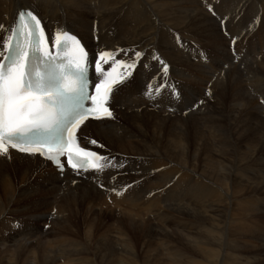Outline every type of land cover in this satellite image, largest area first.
I'll use <instances>...</instances> for the list:
<instances>
[{
    "label": "bare ground",
    "instance_id": "bare-ground-1",
    "mask_svg": "<svg viewBox=\"0 0 264 264\" xmlns=\"http://www.w3.org/2000/svg\"><path fill=\"white\" fill-rule=\"evenodd\" d=\"M256 2L0 0V52L19 11L30 10L51 44L58 31L70 32L91 62L105 50L128 53L118 59L144 53L110 95L113 117L87 120L79 130L83 147L93 150L84 144L95 139L93 151L111 161L102 172L66 170L60 178L37 155H0V264H110L114 250L121 255L115 264H134L129 256L136 255L149 264H264L251 255L264 254L262 233L240 241L235 228L240 240H229L227 251L222 222L232 221L210 207L238 204L253 219L264 216V124L251 115L264 116V5ZM258 7L262 25L249 37ZM244 26L243 42L227 41ZM226 63L234 70L225 71ZM103 212L120 219L103 225L95 240Z\"/></svg>",
    "mask_w": 264,
    "mask_h": 264
},
{
    "label": "snow or ice",
    "instance_id": "snow-or-ice-1",
    "mask_svg": "<svg viewBox=\"0 0 264 264\" xmlns=\"http://www.w3.org/2000/svg\"><path fill=\"white\" fill-rule=\"evenodd\" d=\"M209 11L213 9L209 7ZM7 31L11 34L0 52V155L11 148L39 154L61 172V158H66L67 166L77 173L102 172L111 161L82 147L77 131L89 117H113L109 97L133 75L144 53L131 51L128 59H118L117 55L128 53L124 49L99 52L95 69L104 78L95 84V94H90L87 52L77 37L58 31L54 53L41 19L30 10H21L15 27ZM152 58L167 75L168 65L161 57L154 54ZM175 95L178 98L179 93ZM91 144L97 141L93 139Z\"/></svg>",
    "mask_w": 264,
    "mask_h": 264
},
{
    "label": "rangeland",
    "instance_id": "rangeland-1",
    "mask_svg": "<svg viewBox=\"0 0 264 264\" xmlns=\"http://www.w3.org/2000/svg\"><path fill=\"white\" fill-rule=\"evenodd\" d=\"M248 2H251L252 0H247ZM264 0H258V2H256L255 3V7L257 8V6H258V4H260V5H264V2H263ZM259 9H256V13L258 14V15H256V18H255V25L254 24H252L251 26H250V30H251V28H252V30H251V32L249 33V37L250 36H252L254 33H256L258 30H259V28L261 27V25H262V19H261V15H262V13H260V12H262L261 11V9H260V7H258ZM258 10V11H257ZM261 14V15H260ZM259 22V23H258ZM258 26V27H257ZM255 27V28H254ZM244 29V30H243ZM255 29V30H254ZM256 29H258V30H256ZM243 31V32H242ZM246 33L248 34V31H246V26H244L243 28H242V30L241 31H239L236 35H235V38H232V37H229V36H226L225 38L227 39V41H229L230 43H235V41L237 40V41H240V42H243L244 41V36L246 35ZM242 34H243V36H242ZM241 35V36H240ZM240 36V37H239ZM220 37V36H219ZM234 41V42H233ZM225 43V42H224ZM227 43V42H226ZM225 43V44H226ZM225 44H223L222 43V45L224 46L223 47V51L225 52V49L226 48H229V43H227L226 44V48H225ZM231 47H233V45H231ZM233 49V48H232ZM237 49H238V47H237ZM237 49L235 48L233 51L236 53L237 52ZM222 51V52H223ZM261 58H262V56H261ZM261 58H258V60L259 59H261ZM259 62V61H258ZM252 63V62H251ZM251 63H249L250 65H252ZM235 64V63H234ZM247 65H245V66H243V67H246ZM223 69L225 70V71H228V70H230V71H233L234 70V66H230V64L229 63H226V64H224L223 65ZM187 70H188V68H187ZM190 71V70H189ZM218 73V72H217ZM217 73H214V75L213 76H216L217 75ZM260 77L261 78H263L264 79V75L262 74V75H260ZM244 79H245V77H244ZM213 80V79H212ZM245 81H246V79H245ZM241 82H243V79L241 80ZM208 87H209V89H208V92H207V97H208V99H210V98H212V94H213V92L211 93V86L210 85H208ZM172 88H174L173 86H170L169 88H168V91H170ZM202 91H204L203 89H202ZM210 97V98H209ZM212 102H215V101H212ZM219 107L221 106L220 104L218 105ZM196 112V111H195ZM181 114V113H180ZM183 114V113H182ZM251 115L253 116V118L255 119V121L256 122H259V123H263L264 124V116H263V114L260 112V111H254V112H251ZM261 121V122H260ZM213 138H214V136H213ZM210 140V141H209ZM208 141L209 142H211V137H209V139H208ZM90 144H91V142H90ZM85 144V145H87V147H90V148H92L93 150H96V146H93V144ZM96 147V148H95ZM236 205H238V204H236ZM236 205H230L229 203L227 204V205H224L223 203H219V204H212L210 207H212V208H214L215 210H217L218 211V213H217V215H221V219H229V220H231L232 221V224L229 226H227L226 224H225V222H222V225L224 224L225 225V228L227 229V235L225 236V249L228 251V249H229V245H230V241L229 240H235V241H238V240H240V238H242L243 237V239L242 240H240V241H243V240H246V239H248V238H255L256 236H258L260 233H262V238L260 237V241H263L264 239V216L262 217V218H256L255 217V219H253L252 217V215H250V213L249 212H247L246 210H245V208L243 207V206H236ZM233 206H236L235 207V209H234V207ZM227 207V208H226ZM239 207V208H238ZM241 208V209H240ZM240 209V210H239ZM244 211H243V210ZM234 210V211H233ZM237 210H239V211H237ZM242 210V211H241ZM241 211V212H240ZM235 212H236V214H235ZM239 212V213H238ZM245 212V213H244ZM226 213V214H225ZM228 213V214H227ZM247 213H249V215L247 214ZM103 215V217H104V219L102 220V222L100 223V222H97L96 221V225H97V228H98V231L95 233V237H96V239L95 240H97V239H99L100 238V233L102 232V230H101V227L103 226V225H105V224H108V226H110L111 225V222H113V218H118V219H120V216L119 215H117V216H115V217H112V216H108V215H106L104 212L102 213ZM224 214V215H223ZM238 214V215H237ZM226 215V216H225ZM234 215V216H233ZM237 215V216H236ZM236 216V217H235ZM251 216V217H250ZM201 217H202V215H201ZM231 217V218H230ZM238 217V218H237ZM242 217V218H241ZM234 218V219H233ZM237 218V219H236ZM245 218V219H244ZM251 220L250 222L249 221H247V220ZM42 220V219H41ZM41 220H38L37 221V225L38 226H40L42 229H46V231L48 232V233H52V235H54V232H55V234H57L58 235V233H59V230L58 229H56V228H54V227H52V226H50V225H48L47 224V222H41V223H39ZM242 220H244V221H242ZM43 221V220H42ZM247 221V222H246ZM235 222H239L240 224L242 223V225H238V226H235L236 225V223ZM254 222V223H253ZM47 224V225H46ZM235 224V225H234ZM245 224H248V225H245ZM233 225V226H232ZM235 226V227H234ZM245 226V227H244ZM251 226V227H250ZM258 226V227H257ZM235 229H241L240 231H239V234L240 235H238L237 236V233H236V229L234 230L233 228ZM239 227V228H238ZM249 227V228H248ZM262 227V228H261ZM245 228H247V229H245V231L246 230H248V231H244V229ZM252 228H254V229H252ZM42 229H40V230H42ZM54 230V231H53ZM145 230H148L147 229V227H145ZM243 230V231H242ZM75 231H76V229H74L73 230V232L75 233ZM148 231H150V230H148ZM230 233H229V232ZM233 231H235V232H233ZM249 232H251V233H249ZM236 233V234H235ZM256 235H255V234ZM258 233V234H257ZM232 234H234V235H232ZM242 235V236H241ZM254 235V236H253ZM55 236V235H54ZM231 236H233V237H231ZM250 236V237H249ZM51 237V236H50ZM236 237H237V240H236ZM245 237H247V238H245ZM80 238L82 239V240H84L83 239V232L81 231L80 232ZM95 240H88L86 243H90V244H93L94 242H95ZM264 242V241H263ZM263 242H262V244H263ZM260 243V242H259ZM228 244V245H227ZM111 247L113 248V245L111 244ZM239 247H240V249H241V252H242V255L243 256H245L246 254H245V251L243 250V245H241V244H239ZM244 248L247 250H250L249 249V247L248 246H244ZM2 249V248H1ZM252 249H254L252 252H254L255 251V248L254 247H252ZM259 250L260 249H258V252L257 251H255L253 254H251V255H253L254 257H256V258H258V259H264V254L263 255H261V253H259ZM2 252L4 251L3 249L1 250ZM115 252H116V255L114 256V257H112V258H114L113 259V261H110V264H115V260H117V262H118V257L119 256H121L120 255V253L119 252H117L116 250H114ZM138 252H141V248H140V251H139V249H138ZM244 252V253H243ZM87 253L91 256V252L90 251H87ZM257 254V255H256ZM89 256V257H90ZM129 261L130 262H132V263H134V264H149L148 262H146L147 260H145L144 259V256H138V255H136V257L135 258H132L131 256H129ZM262 261V260H261ZM250 262V261H249ZM263 262V261H262ZM153 264V263H152ZM249 264H251V262L249 263ZM253 264H256V261L254 260L253 261ZM257 264H259V263H257Z\"/></svg>",
    "mask_w": 264,
    "mask_h": 264
}]
</instances>
